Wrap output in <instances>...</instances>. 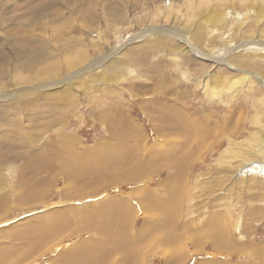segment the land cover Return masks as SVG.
I'll return each instance as SVG.
<instances>
[{
	"label": "rangeland",
	"instance_id": "rangeland-1",
	"mask_svg": "<svg viewBox=\"0 0 264 264\" xmlns=\"http://www.w3.org/2000/svg\"><path fill=\"white\" fill-rule=\"evenodd\" d=\"M259 4L0 0L3 51L13 42L22 47V35L36 33L50 42L40 64L28 71L16 66L23 56L3 65L0 58V150L9 148L17 155L0 164V249L11 253L3 264H63L73 256L78 262L73 264H82L88 254L90 264H261L264 15L257 17V11L264 10ZM208 10L221 12V19H206ZM150 31L161 46L148 44ZM78 53H86V59L67 66ZM110 64L108 75L114 80L103 82L97 75ZM212 73L223 76L227 87L234 77L236 84L231 90L220 85L216 94L204 90L201 81L210 88ZM23 89L28 92L19 99L10 97ZM176 110L195 122L206 116L195 125L207 129L208 136L186 140ZM105 148L112 162H100ZM47 151L49 160L42 164L40 156ZM78 167L84 175L74 174ZM147 189L155 203L146 201ZM33 190L42 197L37 203L28 199ZM60 205L63 209L56 208ZM113 205L130 216L124 223L131 238H140L133 255L114 245L113 228L121 225L105 218L112 211L103 212ZM68 207L79 214L77 220L64 218ZM56 209L63 210L62 223L52 224L57 228L44 246L21 235L35 227L40 215ZM55 216L57 221L60 214ZM211 219L225 227L221 231L233 244L230 249L215 245ZM80 242L88 249L99 244L103 254L94 257V251L86 250L71 255L69 249L73 253ZM64 252L70 258L60 259Z\"/></svg>",
	"mask_w": 264,
	"mask_h": 264
},
{
	"label": "bare ground",
	"instance_id": "bare-ground-1",
	"mask_svg": "<svg viewBox=\"0 0 264 264\" xmlns=\"http://www.w3.org/2000/svg\"><path fill=\"white\" fill-rule=\"evenodd\" d=\"M253 1V0H252ZM258 1H260V4H259V8L260 9H263L264 10V6L261 4V3H263L261 0H258ZM67 6V5H66ZM39 7V6H38ZM43 8V7H42ZM2 9V8H1ZM25 10V9H24ZM116 10H114L113 9V11L112 12H115ZM118 12V11H117ZM40 14L42 13V12H39ZM39 13L37 12V16L39 15ZM98 13V12H97ZM218 13V14H217ZM96 14V13H95ZM199 14H201L202 15V12H199ZM34 15V14H33ZM112 15H113V17H116L117 15H119V14H114V13H112ZM264 15V13H263V11L262 10H259V11H257V17H262ZM204 16L206 17V19H210V20H212V21H214V19L216 18V16H217V18H216V21H215V23L216 22H218L220 19H221V12H217L216 10H211V11H206V13H204ZM8 17V16H7ZM20 18V17H19ZM247 18H244L243 19V21H242V23L246 20ZM252 19V18H251ZM30 21H33V22H38L37 20V17H31L30 19H29ZM40 20H41V18H40ZM187 21V20H186ZM41 22V21H40ZM241 23V24H242ZM33 25V24H32ZM41 25V24H40ZM197 25V24H196ZM28 27H32L30 24L28 25ZM27 27V28H28ZM39 27V26H38ZM34 29H37L36 27L34 28ZM160 29V28H159ZM32 30V29H31ZM170 30V29H169ZM32 31H34V30H32ZM31 31V32H32ZM24 33H25V31H24ZM34 33V32H33ZM150 33V37H148V38H146V39H148L149 41H147L148 42V44H156V46L158 47L159 45L161 46L162 44L160 43V42H162L161 40H158L157 39V36H153V32L152 31H150L149 32ZM35 35H36V33H34ZM17 35H18V33H17ZM28 36V35H22V43H21V45H22V47H18V49L15 47V45H14V42H13V44L11 43V45H10V47H7V50H5V51H3L1 48H4V46L2 47H0V58L2 59V61H3V63L1 64V65H3V64H5V63H7V62H9V60H10V57L12 58V59H16V60H18V58H22V56H23V59L20 61V62H16V66L18 67V69L19 68H21V70H26V71H28L29 70V68L30 67H32V65H39L40 64V62L43 60V52H42V50H44V49H46V45L47 44H49L50 42H48L47 43V41H46V38L47 37H43V39H42V35L41 36H39V37H37L38 35H36V36ZM46 36V35H45ZM160 36V35H159ZM160 37H162V34H161V36ZM50 38H52V40L53 41H55L54 40V38H55V36H52V37H50ZM4 41H6V40H4ZM9 42V41H8ZM8 42H6V43H8ZM10 42H11V40H10ZM16 43H17V40L15 41ZM47 43V44H46ZM4 44V43H3ZM10 44V43H9ZM18 44V43H17ZM20 44V43H19ZM52 45H54L53 43H52ZM17 46H19V45H17ZM61 46V45H60ZM9 48V49H8ZM75 49V48H74ZM160 49H162V47L160 48ZM67 50V49H66ZM67 53V52H66ZM83 55H80L79 53H78V55L75 57V59H71V60H69L68 61V65L67 66H69V67H71V66H73L74 64H75V62H76V60L77 61H81V60H84V59H86V53L84 54V53H82ZM67 56V55H66ZM68 58V57H67ZM15 61V60H14ZM97 62V60H94L93 61V63H96ZM92 63V64H93ZM91 64V65H92ZM0 65V66H1ZM13 65H14V63H13ZM90 66V65H89ZM111 66H113L112 64H110V65H108V66H106L104 69H103V71L101 72V73H97L98 75H97V77H99L103 82L105 81V82H107V81H111V80H114V76H112V74H110V75H108L109 73H110V70H112L110 67ZM12 67V66H11ZM40 67V66H39ZM110 69H109V68ZM115 67V66H114ZM88 68V70H89V68H90V70L91 69H93V66H91V67H87ZM201 68V67H200ZM105 69H108V71L107 72H105ZM114 69V68H113ZM37 70V69H36ZM39 70V69H38ZM87 70V69H86ZM202 70V69H201ZM43 72H44V69L42 70ZM48 71V70H47ZM32 73H33V70L31 71ZM40 73H41V70H40V72H38V74L40 75ZM94 73V72H93ZM33 74H36V73H33ZM91 75V74H90ZM115 76H116V74H115ZM210 77H211V81H212V85L210 86V88H208L207 86H206V82H204L203 80L201 81L202 82V85L204 86V90H208L209 89V91L210 92H212V93H214V94H216V92L218 93L221 89L219 88V86L221 85V87H223L224 89H225V87L227 88V89H232V88H230L231 86L232 87H234V85L236 84V79H234L233 78V80H230L229 82H228V86L229 87H227V82H225V80H224V77L223 76H221V75H219V74H217V73H212L211 75H210ZM87 79V78H86ZM85 79V80H86ZM99 79V80H100ZM81 80H82V77H81ZM84 81V80H83ZM71 85L73 84V83H70ZM103 84V83H102ZM67 88V87H66ZM66 88H64L63 90L64 91H66L67 92V90H66ZM89 89V88H88ZM226 90V89H225ZM228 91V90H227ZM28 91L26 90V89H23L21 92H18V93H12L11 95H10V97H12V98H14V99H19V97H22L25 93H27ZM60 96V95H59ZM61 96H63L62 94H61ZM62 98V97H61ZM175 113H176V116H177V119L179 118V122H181V124H180V128H178V129H180V133L181 134H185V136L186 137H184L186 140H189L191 137H196L198 140H204V136H208L207 135V133H208V131H207V129H200V130H198L197 128H196V125H195V123H200L201 121H205L206 120V116H199L198 117V119H197V121L195 122V121H192L190 118H189V116L188 115H186V113H185V111H183L182 110V113L181 112H179V111H175ZM175 116V117H176ZM179 125L177 124V127H178ZM210 131V130H209ZM185 139H184V141H185ZM187 143V142H186ZM45 146V145H44ZM100 146V145H99ZM0 147H1V145H0ZM100 148V147H99ZM5 149V148H4ZM48 149V148H47ZM100 149H102V148H100ZM108 151V150H107ZM106 151V148L103 150V151H101V153H100V155H101V157H100V159L99 160H102V161H100V162H103L104 160L105 161H108V160H110L109 158H112V157H110V155H109V152H107ZM260 151H261V153L264 155V140L262 141V145H261V148H260ZM94 152V151H93ZM98 152H99V150H98ZM95 153V152H94ZM96 154V153H95ZM180 154V153H179ZM240 155V154H239ZM238 154L236 155V157L237 156H239ZM16 153L14 152H12V150L11 149H9V148H6L5 150H0V164L1 163H4V162H6V161H8V160H12V159H14V157L16 158ZM93 156V155H92ZM29 157H31V156H29ZM84 157V156H83ZM83 157H80V159L82 160L83 159ZM31 158H33V157H31ZM31 158H29L28 159V162L27 163H32V162H30L31 161ZM76 158V157H75ZM17 159V158H16ZM106 159H108V160H106ZM40 162L43 164V163H46V161L47 160H49V157H48V151L46 152V153H44L42 156H40ZM84 160L86 161V163H88V161H87V157H85L84 158ZM112 160V159H111ZM110 160V161H111ZM104 161V162H105ZM91 162H93V161H91ZM112 162V161H111ZM8 163V162H7ZM26 163V165L25 166H29L28 164ZM114 163V162H113ZM247 163V162H246ZM83 164V163H82ZM116 164V163H115ZM83 168H87V169H89V167H85V166H83V165H81ZM100 166H97L96 165V167H95V169L96 168H99ZM102 167V166H101ZM87 169H86V171H87ZM74 171H76L74 174H77V175H81V174H85L84 173V170L83 169H81V167H78V168H76V169H74ZM34 194H32L28 199L29 200H34L36 203H37V201H36V199L37 200H39L40 198H42L41 196H39L38 195V193L35 191V190H33L32 191ZM39 192V191H38ZM145 194H144V196L146 197V201L148 202L149 200H153V202L152 203H155V198H154V196H152L153 194H152V191H148V189H147V191H145L144 192ZM82 194V193H81ZM84 195V194H83ZM81 196V195H80ZM143 196V197H144ZM74 198V197H73ZM77 199V198H76ZM80 199V198H79ZM18 200V199H17ZM75 200V199H74ZM21 201V200H20ZM77 201V200H76ZM144 201V200H143ZM23 203H24V200L22 201ZM21 202V203H22ZM25 202H26V200H25ZM29 202V201H28ZM31 202V201H30ZM40 202V201H39ZM20 203V204H21ZM22 203V205H24ZM41 203V202H40ZM19 204V205H20ZM32 205H34V204H32ZM32 205H27V206H32ZM150 205V204H149ZM56 207V206H55ZM150 207V206H149ZM57 209L58 208H60V209H63V207H62V205H60V206H58V207H56ZM109 207H106L104 210H103V212L105 211V212H107V210H108V212H109V210H110V212L112 211V214H108L109 216H111L110 218H107L106 216H107V214L105 215V214H102V215H105V218L107 219V220H116L117 219V221L120 223L119 225H121L120 226V229H118L117 227H115V228H113V235H114V240L113 241H115L114 243V245L117 247L116 249H118V250H120L121 252H123V253H125L126 255H127V251L130 249V253H132V255L133 254H135L136 252V249H138L137 248V246H138V243H139V241H140V238L138 239V241H137V238L135 237L134 239L133 238H131V234H132V231H131V229H130V227H127V225H125V223L124 222H126V219L128 218V216L129 215H127V213H126V211H123V210H121V209H118V208H114V205H113V208L111 207L110 209H108ZM146 208V207H145ZM56 209V210H57ZM112 209V210H111ZM55 210V211H56ZM68 210H70L69 211V213H66L67 214V216L65 215L64 216V218L65 217H67V218H71V219H76L77 220V217H79V214H76L75 213V209H74V207H68ZM87 210H89V211H91L92 209L90 208V209H87ZM86 210V211H87ZM148 210V209H147ZM51 211H52V209H51ZM57 211H59V210H57ZM149 211V210H148ZM88 212V211H87ZM102 212V213H103ZM124 212V213H123ZM58 215V214H60V218L59 217H57L58 219H57V221L54 219V216L55 215ZM63 214V210H62V212L61 211H59V212H47V213H44V215H40L39 216V219H38V222L36 223V225H35V227L33 226V223L32 224H30L29 223V225H32L33 227L32 228H30V226H29V228H27V229H29V231H28V234L27 233H25V234H27L26 236H25V234L24 233H22L23 232V230H22V232L21 231H18V232H21L22 234L21 235H23L24 237H25V239L26 240H28V241H31V242H34V243H41V244H43V246L45 245V243L46 242H49L50 241V238L52 237V235H54L53 234V231H54V229L55 228H57V226H54V228L52 227V224L53 225H57V222H58V220H59V222H58V225H60L61 223H62V218L63 217H61V215ZM56 215V216H57ZM167 215V214H166ZM55 216V217H56ZM165 216V215H164ZM130 217V216H129ZM35 218V217H34ZM102 218H104L103 216H102ZM217 218V217H216ZM33 219V218H32ZM31 219V220H32ZM36 219V218H35ZM34 219V220H35ZM30 220V219H29ZM129 220V219H128ZM161 220H162V224H163V222H164V217H162L161 218ZM37 221V220H36ZM35 221V222H36ZM211 221H212V219H211ZM213 221L215 222V225H214V223H212V226H211V236L212 237H214L213 239L214 240H216V246H217V248H221V247H223V248H225V249H230L232 246H233V244L229 241V239L227 238V236H226V233L225 232H223V231H221L222 229H224L225 227L222 225V226H219V222L218 221H220L219 219L218 220H214L213 219ZM212 221V222H213ZM26 222H28V221H26ZM25 222V223H26ZM31 222V221H30ZM54 222H56V223H54ZM21 223H23V222H21ZM21 223H19V224H21ZM117 223V222H116ZM128 223V222H127ZM16 224H18V223H16ZM35 224V223H34ZM65 224H66V222H65ZM64 224V226H66ZM83 224V223H82ZM82 224H81V229L83 228V226H82ZM86 224L88 225V222H86ZM222 224V223H221ZM28 225V224H27ZM26 225V226H27ZM12 226V225H11ZM25 226V227H26ZM99 226H104V225H102V224H99ZM13 227V226H12ZM11 227V228H12ZM19 227V226H18ZM88 227V226H87ZM122 227H123V231H122ZM62 227L60 226V229H61ZM65 228V227H64ZM59 229V228H58ZM77 229H78V227H77ZM115 229H117L116 231H115V234H114V230ZM56 230V229H55ZM66 230V229H65ZM80 230V229H79ZM61 232H62V234H60V235H65V232L66 231H64V229L62 228L61 230H60ZM118 231V232H117ZM126 231H127V233H126ZM56 232H58L59 233V230H57V231H55V234H56ZM60 232V233H61ZM69 232V231H68ZM79 231H77V233H78ZM72 233V232H71ZM80 233V232H79ZM19 234V233H18ZM18 234H17V236H18ZM168 234V233H167ZM50 237H49V236ZM58 235V234H57ZM59 235V236H60ZM198 237V236H197ZM211 237V238H212ZM62 238V237H61ZM56 239V238H55ZM165 239V238H164ZM172 239H173V237H172V235L170 236V235H167V240L169 241H172ZM197 239H199V238H197ZM54 240V239H53ZM23 241V240H22ZM138 242V243H136V242ZM13 242V241H12ZM20 242V241H19ZM168 243V242H167ZM198 244H200L199 242H197ZM196 243V244H197ZM172 244V243H171ZM22 245V248L25 246L23 243L21 244ZM20 245V246H21ZM29 245H30V243H29ZM32 245V244H31ZM40 245V244H39ZM175 245V244H174ZM87 246H90V245H88V244H85L84 242H80V245H79V247H78V249H75V250H73V253H72V250H70L69 249V252H70V254L72 255V254H82V255H85L86 253H85V251L87 250V252L88 253H91L92 251H94V253H93V255H94V257H98L101 253H102V248H101V246L98 244L97 245V243H95V244H92L91 245V247L92 248H90V249H88L87 248ZM134 246V247H133ZM22 248H18L20 251H25V252H28V251H31L32 252V249H27V250H24V249H22ZM94 248H96V250H93ZM132 248V249H131ZM175 248V247H174ZM247 248V247H246ZM111 249H113V248H111ZM38 250V249H37ZM92 250V251H91ZM11 251H12V249H11ZM64 251V250H63ZM115 251V250H114ZM138 251V250H137ZM37 252V251H36ZM35 251H34V253H36ZM42 252V251H41ZM9 253H10V251H9ZM9 253H7V250H4V249H0V264H3V262L8 258V254ZM95 253H98V255H95ZM11 254V253H10ZM28 254V253H27ZM70 254H67L68 255V257H69V255ZM103 254V253H102ZM129 254V253H128ZM15 255H16V252H15ZM66 255V256H67ZM13 256H14V254H13ZM21 256V254H19V257ZM31 256H32V254H31ZM65 256V252L64 253H62L61 255H60V259H62L63 257H66ZM79 256V255H78ZM22 257V256H21ZM29 257V256H28ZM74 257V256H73ZM72 257V259L70 258V259H68V258H66V259H64L63 260V264H64V262L66 263V264H73V262L74 263H78V262H76V259H74ZM76 257V256H75ZM88 260H90L91 261V259H90V257H91V255L89 256V254H88V256H85ZM77 258V257H76ZM92 258V257H91ZM22 259H23V257H22ZM24 259H25V257H24ZM59 259V260H60ZM87 259H85L84 260V258H83V261H81V263L82 264H90L89 263V261H87ZM95 259V258H94ZM93 259V260H94ZM13 260H14V257H13ZM59 260H58V262H59ZM92 260V261H93ZM21 261H23V260H21ZM27 261V260H26ZM61 261V260H60ZM77 261H78V259H77ZM95 261V260H94ZM264 261V256H260L259 257V263H264L263 262ZM19 262V261H18ZM72 262V263H71ZM61 263V262H60ZM20 264H21V262H20ZM256 264H258V263H256Z\"/></svg>",
	"mask_w": 264,
	"mask_h": 264
}]
</instances>
